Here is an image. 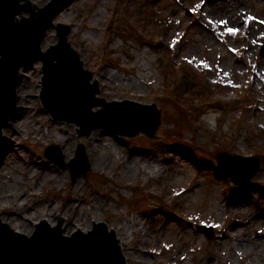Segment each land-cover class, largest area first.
<instances>
[{"label":"rangeland","instance_id":"374dc122","mask_svg":"<svg viewBox=\"0 0 264 264\" xmlns=\"http://www.w3.org/2000/svg\"><path fill=\"white\" fill-rule=\"evenodd\" d=\"M216 2L73 0L57 12L42 47L57 41V23L67 24L84 67L97 71L98 96L154 103L160 130L132 136L91 130L86 151L93 170L73 183L69 168L49 160L44 149L56 143L69 160L81 127L53 118L42 105V62L29 61L20 80L30 87L24 100L17 91V108L0 139L2 151L13 152L0 168L4 222L31 234L40 220L56 224L60 214L68 234L104 220L121 239L128 264H264V0ZM180 65L198 73L195 100L203 105L194 96L184 104L174 98ZM220 151L258 154L262 165L236 185L217 166ZM38 166L43 170L31 175ZM249 185L257 191L244 212L231 201ZM68 193L77 201H68L74 209L65 215ZM46 204H54L51 214ZM76 214L83 221L73 225ZM197 223L211 225L212 237Z\"/></svg>","mask_w":264,"mask_h":264},{"label":"water","instance_id":"95a60500","mask_svg":"<svg viewBox=\"0 0 264 264\" xmlns=\"http://www.w3.org/2000/svg\"><path fill=\"white\" fill-rule=\"evenodd\" d=\"M72 1L48 0L36 6L31 0H0V138L17 107L21 66L40 59L43 106L54 118L81 127L77 131L82 144H78L69 161L64 160L62 148L56 143L45 149L49 159L70 169L74 183L76 176L88 174L89 168L93 170L86 153V139L92 129H109L130 136L138 132L152 135L159 119L154 104L143 105L129 99L110 101L97 96L101 92L97 71L84 67L68 40V25L58 23L57 41L45 50L42 48L54 16ZM22 12L29 15L18 18ZM96 106L99 108L94 110ZM217 164L234 183L241 184L260 169L262 158L220 151ZM59 217L62 219L55 226L41 220L27 235L4 222L0 214V264H126L115 231L104 222L95 223L88 231L77 230L67 235L61 224L64 217ZM199 227L212 237L211 227Z\"/></svg>","mask_w":264,"mask_h":264},{"label":"bare ground","instance_id":"6f19581e","mask_svg":"<svg viewBox=\"0 0 264 264\" xmlns=\"http://www.w3.org/2000/svg\"><path fill=\"white\" fill-rule=\"evenodd\" d=\"M213 1H215V6L216 7H218V5L219 4H217L218 2H216V1H218V0H213ZM208 8V6L206 5L205 6V8L204 9H207ZM94 80V79H93ZM29 84L28 83H24V82H22L21 80H19V82H18V86H17V91H18V95L20 96V98L22 99V100H24V97H25V92L26 91H28V89H29ZM27 108L24 110V111H22L21 113V117L24 115V114H26L27 112ZM20 118V117H19ZM19 118H17V119H14L13 121H15V123H16V121H18V119ZM160 130V128H159V126L158 127H156L155 128V130H154V132H158ZM4 131V130H3ZM18 131V130H17ZM96 134V132L95 133H93L92 134V136H94ZM66 137V136H65ZM63 139H64V137H62ZM66 141H67V139H66ZM105 144H109V141H107V143L105 142ZM88 145H90L89 143H88ZM1 149V151H2V148H0ZM12 150H11V148L10 147H8V148H6L5 150H3L2 152H0V168H1V164L2 163H5V162H7L9 159H11V155H12ZM64 153H65V155H68L69 154V152L68 151H64ZM31 165V164H30ZM30 165H28L27 164V166L28 167H30ZM148 166L152 169V167H158V165L157 164H152V166H151V164H148ZM27 167H26V169H25V171H27ZM43 169L42 168H40L39 166L34 170V169H30L29 170V173L31 174V175H36L37 174V172L38 171H42ZM47 172H48V170H46ZM45 171H43V173H44ZM26 174V173H25ZM49 176V173L48 174H46V176ZM47 178V177H46ZM56 182H59V181H57V180H55L54 181V183H56ZM256 189H254V188H252L250 185H249V187H245L242 191H241V194H240V196H237L236 198H233V200L231 201V204L232 205H235V207L236 208H238L239 210H243L244 212H246V211H248V198L250 197V196H254V194H256ZM66 198H67V202L68 201H72L73 203H75L76 201H77V199H70L71 198V194L70 193H68V194H66ZM93 202H94V200H93ZM71 205V202H68V203H66V204H64V209H63V213L66 215L67 214V211L68 210H71V209H74V208H69V209H67V207L68 206H70ZM75 205L76 204H74V207H75ZM48 206H52L51 208H49ZM45 207H47V210L46 209H44L43 207H42V209H44V210H46L47 211V214H51V212H52V210L54 209V204H51V205H48V204H46L45 205ZM255 219V218H254ZM253 219V221L255 222V220ZM259 219V218H258ZM262 219H264V218H262ZM83 221V219H82V217H79V215H73V216H71V220H70V223H72L73 225H76V224H80L81 222ZM87 221H89V218H86V220H85V222H87ZM16 222H20V224L21 225H23V221L20 219V218H17V220H16ZM131 226H129V228H130ZM71 228L72 227H70L69 229H67V231H70L71 230ZM65 230H66V227L64 228Z\"/></svg>","mask_w":264,"mask_h":264},{"label":"trees","instance_id":"16d2710c","mask_svg":"<svg viewBox=\"0 0 264 264\" xmlns=\"http://www.w3.org/2000/svg\"><path fill=\"white\" fill-rule=\"evenodd\" d=\"M158 45L161 44V42L157 43ZM176 74H175V79L177 81L176 85L173 86L172 89V93H174V98H176V100L180 101V103L184 104V100L182 99H186V98H190L189 96H194V101L198 104L203 105L202 103H199L200 99L195 100V97H198L199 95H201V93L197 90H195V88L197 87L198 83H197V78H198V73H196V71L190 67H185L183 66H179L176 70H175ZM206 99V98H204ZM214 102L216 101H220V99H216L213 100ZM192 105H194V102H192ZM204 108L200 107L198 108V112L200 113L201 111H203ZM196 117V114H194Z\"/></svg>","mask_w":264,"mask_h":264},{"label":"snow or ice","instance_id":"6c2138e0","mask_svg":"<svg viewBox=\"0 0 264 264\" xmlns=\"http://www.w3.org/2000/svg\"><path fill=\"white\" fill-rule=\"evenodd\" d=\"M230 31H235V29H230Z\"/></svg>","mask_w":264,"mask_h":264}]
</instances>
